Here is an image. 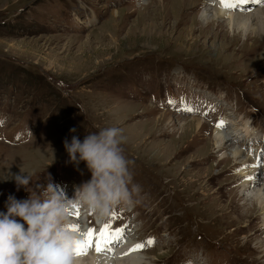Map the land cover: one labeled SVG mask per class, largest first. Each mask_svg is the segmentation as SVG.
Masks as SVG:
<instances>
[{
  "label": "rangeland",
  "instance_id": "rangeland-1",
  "mask_svg": "<svg viewBox=\"0 0 264 264\" xmlns=\"http://www.w3.org/2000/svg\"><path fill=\"white\" fill-rule=\"evenodd\" d=\"M203 1L0 0V212L29 196L20 169L33 195L51 183L75 198L91 173L64 141L117 127L130 202L106 219L83 207L80 226L123 229L112 242L144 245L151 264H264V27L218 28ZM208 1L212 15L264 8ZM243 180L259 185L246 194Z\"/></svg>",
  "mask_w": 264,
  "mask_h": 264
},
{
  "label": "clouds",
  "instance_id": "clouds-1",
  "mask_svg": "<svg viewBox=\"0 0 264 264\" xmlns=\"http://www.w3.org/2000/svg\"><path fill=\"white\" fill-rule=\"evenodd\" d=\"M200 18L203 20L204 15ZM122 140L121 129L103 127L86 134L82 142L75 135L71 142L64 141L69 162L77 168L84 163L91 173V179L77 187L74 200L51 183L41 196L33 195L28 190L30 174L22 169L11 174L17 191L24 188L29 196L23 200L9 196L7 211L0 212V264H81L82 255L77 254L81 237L71 227L70 212L78 204L97 219H106L113 206L130 202L129 162L121 148ZM258 205L264 207V198ZM88 264H99L94 252L88 255ZM128 264H143V260L131 256Z\"/></svg>",
  "mask_w": 264,
  "mask_h": 264
},
{
  "label": "bare ground",
  "instance_id": "bare-ground-1",
  "mask_svg": "<svg viewBox=\"0 0 264 264\" xmlns=\"http://www.w3.org/2000/svg\"><path fill=\"white\" fill-rule=\"evenodd\" d=\"M178 1V0H177ZM219 2V1H218ZM196 3V0H185V2L183 3V6H191L192 4ZM202 14L204 15V19L209 21L208 23L211 25H217L218 28H220V25L218 23V20L220 18H229V26L235 30L240 31V29L244 30L246 32L245 37H249L251 36L253 37H259L262 36L260 35V31L262 30L261 27H264V8H257L252 12L246 13V14H238L236 13V11H231V10H226L224 8H219L215 5V7L219 8L218 10H216L214 12V14L212 15L210 12H207L206 10L208 9V7H210V2L208 0H204L202 2ZM198 4L194 5V7H197ZM201 5V4H200ZM221 5V4H218ZM182 6V7H183ZM199 6V5H198ZM165 7V6H163ZM222 7V6H221ZM223 9V10H222ZM238 10L243 9L242 8H237ZM169 10V9H167ZM163 14V13H162ZM211 14V15H210ZM209 15V16H208ZM169 16V15H168ZM166 17V16H164ZM170 18V17H169ZM166 19V18H165ZM203 19V20H204ZM253 19L254 21H257L256 25L258 26L257 29H254L253 27L255 26L253 24ZM260 19H263V21H261ZM194 23V22H193ZM197 23V22H196ZM207 23V24H208ZM198 24V23H197ZM195 26V25H194ZM256 27V26H255ZM202 29V28H201ZM263 32V31H262ZM238 34H234L233 35V42H238L240 40V33L236 32ZM256 43V42H255ZM258 43V42H257ZM264 43V42H263ZM260 46V45H259ZM257 47V46H256ZM258 48V47H257ZM260 48V47H259ZM261 51V50H259ZM258 51V52H259ZM264 54V53H263ZM263 56V55H262ZM224 153V149H221ZM228 158H225L224 160H227ZM254 160V159H253ZM238 161V158H237ZM255 161V160H254ZM8 171V170H7ZM255 169L252 170V172H254ZM241 184V188L244 190V192L246 194H249L250 192H254L257 188V186L259 185V183L257 182H252L249 180H243L240 182ZM198 194V193H197ZM196 195V194H195ZM197 196V195H196ZM259 198L254 202V207L256 208L258 205V202L261 198H264V189L262 191L259 192V194L257 195ZM250 200V199H248ZM251 202V201H250ZM253 209V208H252ZM258 209L263 213L262 215V226L264 228V207H261L258 205ZM240 210V209H239ZM242 211V210H241ZM249 211V210H248ZM244 212V211H243ZM72 213V212H71ZM252 214V213H251ZM240 217V216H239ZM72 224L71 227L73 228V230H75L78 235L81 237V245L85 242L86 236L89 233V231L91 229H95L97 232L96 227L91 228L89 226V224L85 223L84 226H80L81 225V221H84V217H78L77 215H75L74 213H72ZM248 219V218H247ZM244 220V219H243ZM240 221V220H239ZM238 221V222H239ZM254 221V220H253ZM252 222V221H251ZM235 223V222H232ZM243 223V222H242ZM247 223V222H246ZM256 223V222H255ZM100 224V223H99ZM236 224V223H235ZM234 224V225H235ZM257 224V223H256ZM233 225V226H234ZM87 226V227H86ZM241 226V225H240ZM250 226V225H249ZM98 227V226H97ZM232 227V226H231ZM251 228V226H250ZM258 230V229H257ZM264 231V230H263ZM256 235V234H255ZM111 243V242H110ZM112 243L114 244H119L118 247H115L116 249V253L114 250V247H110L108 246V244L104 247V251L98 253L97 250L95 249V244L93 245L92 248L86 249L85 250V254H83L81 256V264H88V255L91 252H94L95 255L98 257L99 259V264H128V261L130 259L131 256H139L142 258L143 260V264H151L150 262H148L146 260V258L143 256L144 253H142V250H134L136 249V247L138 245H142V244H138L136 243L134 240H128L126 241V243H121V241H113ZM263 245L264 242L262 241L261 246L259 247L257 245L258 248H260L261 250L263 249ZM145 248V247H143Z\"/></svg>",
  "mask_w": 264,
  "mask_h": 264
},
{
  "label": "snow or ice",
  "instance_id": "snow-or-ice-1",
  "mask_svg": "<svg viewBox=\"0 0 264 264\" xmlns=\"http://www.w3.org/2000/svg\"><path fill=\"white\" fill-rule=\"evenodd\" d=\"M250 2H253V0H221V4L227 9H236L240 5H245ZM254 2L258 4H264V0H254ZM187 110L191 111V109H187ZM224 123L225 122L221 121L217 125V127H223ZM260 167H264V164L260 165ZM122 233H123V229H119L113 232L111 230L110 224L106 225L104 229L100 230L99 233H97L95 229H91L86 236L85 242L81 245L77 254L78 255L85 254V250L92 248L94 244H95V249L97 250L98 253H100L104 251V247L108 243L112 242L113 237H115L116 239H120ZM143 247L144 245H138L134 250H142Z\"/></svg>",
  "mask_w": 264,
  "mask_h": 264
}]
</instances>
